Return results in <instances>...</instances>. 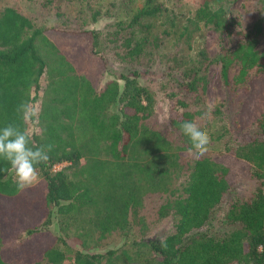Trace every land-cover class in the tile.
<instances>
[{
    "label": "trees",
    "instance_id": "trees-1",
    "mask_svg": "<svg viewBox=\"0 0 264 264\" xmlns=\"http://www.w3.org/2000/svg\"><path fill=\"white\" fill-rule=\"evenodd\" d=\"M230 1L198 0L178 33L175 15L154 0L102 30L40 25L0 9V128L16 123L36 144L54 145L39 179L23 191L0 159V264H100L115 251L92 249L112 234L132 240L130 264H264V113L251 130L236 133L228 111L246 95L249 75L264 72V27L259 17L241 30L226 16ZM258 3L263 11L264 0ZM158 18L163 29L151 34L150 21ZM201 29L213 55L206 46L191 53ZM62 39L80 40L89 72L75 68ZM107 56L118 71L108 72ZM213 65L225 91L224 133L233 142L185 166L191 142L180 124L201 115L204 73ZM94 73L108 79L98 84ZM155 81L167 104L169 137L151 123L155 93L147 83ZM22 101H38V124L20 119L15 109ZM234 179L251 180L252 192L226 203L219 222L228 229L211 233L209 222ZM151 195L166 196L156 219L175 222L164 237L135 242L132 227L144 226L142 202ZM12 237L18 243L6 247Z\"/></svg>",
    "mask_w": 264,
    "mask_h": 264
},
{
    "label": "rangeland",
    "instance_id": "rangeland-1",
    "mask_svg": "<svg viewBox=\"0 0 264 264\" xmlns=\"http://www.w3.org/2000/svg\"><path fill=\"white\" fill-rule=\"evenodd\" d=\"M144 0H127L126 6H118V0H53L51 4H43L42 0H0V9L11 7L17 12L23 14L31 21L40 25H53L56 28H92L102 30L104 27L112 23L115 18H124L126 11H132L137 6L141 5ZM162 5L166 12L173 13L176 17V27L174 31L179 32L184 20L191 17L198 6V0H154ZM114 2V6L112 3ZM99 11L96 21L93 23L92 13ZM226 16L233 19L241 30H247L260 17L262 26L264 27V10H260L258 0H231L225 6ZM162 18L153 19L150 21L152 25L151 34L157 33L163 29ZM173 41V36H170L166 48L170 47ZM207 35L204 30H200L194 36L192 42L191 53L194 54L197 50L206 46L208 52L213 55L215 48L208 42ZM264 42L258 43V49H262ZM62 50L68 54L69 60L77 70L89 72L86 67L88 57L85 54L84 46L81 45L79 39L69 41L62 39ZM108 72H116L119 66L115 64L110 56H107ZM233 72L229 73V82ZM95 82L102 84L108 79V75L90 74ZM206 82L205 92L202 97L201 104L197 107L201 115L196 117L195 122L201 129L206 130L211 142L208 145L207 152L202 156H214L222 152L225 144H232L227 134L225 120V91L220 71L218 66H210L204 73ZM155 82L147 83V86L155 93V105L153 109V117L151 123L155 128L159 129L167 137L171 131L167 125V104L158 90ZM229 105V104H228ZM31 107L38 110V101ZM228 111L231 118L235 121V126L232 130L236 133H244L253 128L258 118L264 113V72H252L248 78L246 95L235 103L228 106ZM30 130H33L30 125ZM194 153L187 152L182 158L185 166L190 165L192 159L196 158ZM182 178L175 181L173 189L178 190ZM253 189L251 180L234 179L231 187L223 195L222 202L216 208L212 219L209 222L208 231L211 233H221L228 227L223 226L219 222V216L225 207V204L232 200L247 199ZM166 199V196H147L143 199L141 215L143 217L144 226L134 224L132 227L133 241L139 242L152 237L161 238L168 234L175 222L173 216H169L163 220H157L155 211L157 206ZM132 240H124L117 234H112L99 242L97 248L92 251L103 253L107 250L115 251L114 255L106 258L100 264H130L135 260V247L132 246ZM18 243V239L12 237L5 241L6 247H12ZM65 264H70L69 262Z\"/></svg>",
    "mask_w": 264,
    "mask_h": 264
},
{
    "label": "clouds",
    "instance_id": "clouds-1",
    "mask_svg": "<svg viewBox=\"0 0 264 264\" xmlns=\"http://www.w3.org/2000/svg\"><path fill=\"white\" fill-rule=\"evenodd\" d=\"M15 110L25 124H38V112L28 102L22 101ZM180 129L191 142L189 152L196 156L207 152L211 137L206 130L192 121H182ZM53 148L51 143L36 144L33 136L16 123H8L0 128V159L13 170L15 184L20 191L31 187L39 179V166L48 163Z\"/></svg>",
    "mask_w": 264,
    "mask_h": 264
}]
</instances>
